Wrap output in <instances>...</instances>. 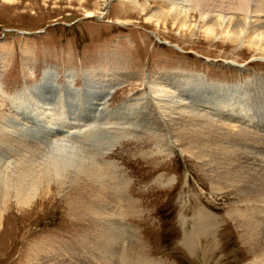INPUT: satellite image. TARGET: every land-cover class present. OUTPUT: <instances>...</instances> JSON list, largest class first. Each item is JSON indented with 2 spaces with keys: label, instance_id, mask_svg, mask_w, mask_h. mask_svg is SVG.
Returning a JSON list of instances; mask_svg holds the SVG:
<instances>
[{
  "label": "rangeland",
  "instance_id": "374dc122",
  "mask_svg": "<svg viewBox=\"0 0 264 264\" xmlns=\"http://www.w3.org/2000/svg\"><path fill=\"white\" fill-rule=\"evenodd\" d=\"M159 1L0 0V144H43L32 165L26 155L0 154L9 192L0 264H264V172L254 169L256 152L245 151L249 167L229 149L244 133L264 151V59L244 36L234 41L219 27L205 34L194 0H166L193 12L186 28L145 22ZM218 1L220 21L237 16L225 10L233 1ZM248 1L252 9L258 0ZM214 3L203 11L219 13ZM44 72L51 79L34 101ZM175 74L206 84L176 100L171 111L182 126L167 120L146 85ZM115 76L124 83L109 113L84 104L86 84ZM43 129L60 133L47 140ZM63 140L74 152L61 158L50 144ZM18 190L27 193L21 206Z\"/></svg>",
  "mask_w": 264,
  "mask_h": 264
},
{
  "label": "bare ground",
  "instance_id": "6f19581e",
  "mask_svg": "<svg viewBox=\"0 0 264 264\" xmlns=\"http://www.w3.org/2000/svg\"><path fill=\"white\" fill-rule=\"evenodd\" d=\"M156 1H158V0H156ZM191 1H193V0H191ZM215 1H216V3H214V4H218L219 5V6L216 5L217 6V9H219L218 10L219 13H214L216 10L215 11L214 10H212V11H207L206 10L207 12L206 11H203V9H205L204 7H207L206 9H208V5L211 4V2L213 3ZM229 1H231V2L233 1V6H234V4H236L235 5V8H231L232 6L231 7H225V10L227 8H230L233 11L237 10V16L236 17H232V19H231V17H227V20L225 19L223 21H220V16H218V15H220V12L222 11L221 10L222 9V3H223L222 1H218V0H194L193 1L194 3H196L195 5L201 4V6H203L202 9L199 8L200 11L197 12V13H199L198 16L200 15V18L202 19L201 27L203 28V32L205 34H209V33L210 34H213L216 31V29L219 27L218 29H220L219 31L222 32L221 34L223 36H225L227 38H230V39H233L234 41H235V39L238 40L240 37H243L244 36L246 38V44L248 45V47L251 50H253L257 54L258 57H261L260 59H262V58L264 59V0L255 1L253 3L254 5H253L252 9L249 7V1L248 0H229ZM229 1H227V2L228 3H231ZM102 3L100 5V7L97 6V13L96 14H99L100 13L101 6H103ZM172 5H173V7L170 6L168 3H166V0L165 1H159L158 2V5L150 12L149 16L145 19V22L146 21L147 22H150L153 19H155L156 22L165 21L166 19H169L172 22V25H178L179 27L186 28L187 25L190 23V20L193 19L192 18V15H193L192 13L193 12H190L192 15L189 16V14H190L189 11L186 10L183 6H179V4H177L179 6L178 7L175 3H172ZM230 9H228V10H230ZM132 10H133V8H132ZM243 13L244 14L246 13L248 15V17H249V22L248 23L245 22V21H247L245 17H243V16L238 17V14H243ZM92 16H94V14H92L90 12H88V13L85 14V18H90ZM51 75H52L51 73L44 72V74L42 76V79H41V82L42 83L39 86L36 87V90H38L41 85H42L41 86V88H42L45 83H48V80L51 79ZM90 76H91V73L87 74L86 75V78H84V80L88 79ZM116 77L117 76L112 77V80L108 81L107 83H105V81L103 79L98 80L97 77H96L97 82L95 84L93 82H91L90 84L89 83L86 84L84 90L86 91L87 94L85 95V97H83L84 98V104L85 105L88 104L89 106L90 105L91 106H94L95 107V111H101V112H104L105 114L106 113H109L108 111H106L107 110V101H109V97L111 96V94H113L124 83V81H120L119 82V80H117ZM199 77H200V79L202 78L201 76H191L189 74H175V75H170V76L166 75V76L163 77V79H160V80L158 79L157 82H154V80H150V79L147 80L146 85H147V87H148V89L150 91L151 96L155 99V101L158 100L157 106L159 107L161 113L162 112L163 113H165V112L168 113V115L166 117H167V120L170 119V121H169L170 123L171 122L172 123L174 122L172 119H174L173 117L176 116V121L175 122L177 123V125H175V126H182V122H180V119H181L180 116L182 117V115L178 114L180 112H175V111L172 112L171 111V110L175 109L176 100L179 101L178 98H180L183 101V99H185V95H186V97H188V95H189V88L191 87L192 84H194V85L199 84L198 85L199 87L206 88V84L204 85L203 82H201L199 80ZM108 78H110V77H108ZM70 79H71V81H70ZM73 79H74L73 76H70L69 75L68 76V80L70 82H68V83H71V85H73V82H74ZM191 80H192V82H191ZM189 81H190V83H189ZM48 85L49 84L46 85L48 89L55 88L51 84L49 86ZM67 87H70V86L68 85ZM41 88H40L39 91H37L39 94L35 92L36 95L34 96V101L35 100L36 101L37 100L40 101L41 96H42V98L44 97V93L41 95V92H43V91H41ZM79 92H77V93H79ZM60 97H61V95H60ZM85 99H86V101H85ZM180 103H183V102L180 101ZM37 108H40V107L37 106ZM109 115H112V114H109ZM132 122L134 124H136L134 120ZM209 122H211V121H207V122H204V123L208 124ZM8 124H6V125H8ZM19 126H20V124H19ZM54 126H56V125H54ZM87 126L90 127V125H88V124H87ZM186 126H187V124H186ZM8 127H9V125H8ZM187 127L190 128V125L187 126ZM26 129H27V127H26ZM2 131H4V130H2ZM43 131H41V133H42L41 135H43L44 136L43 138L44 139H47V140L50 139V138H52L53 136L54 137H57V134L60 133L56 129L55 131H51L50 132L51 135H52L51 136L50 134H46L44 129H43ZM79 131L82 132V130H79ZM32 136L33 135H31V134L28 133L25 136L23 135V138L30 139V138H33ZM40 138H41V136H40ZM111 139L113 140V137ZM119 139L120 138L116 137L114 139L115 141L113 143H111L108 147H106V149H104L105 153H106V151L110 150L111 148H114L113 146L119 141ZM236 139H237V141L235 143H232V147H231V144L229 145L230 146L229 149H231V148L234 147L235 150L239 153L238 154L239 155L238 158L240 157V159H243L249 165V167H250V162H249L250 161V156H248L245 151L246 150H250L251 152H256L257 153L256 156L255 157L254 156L251 157V160L253 161V163H257V165H256V167L254 169L260 168V170L262 169L263 172H264V151L259 149V148H262L263 149V147H260V146H262V143L259 140L257 141V139L254 138L253 136L251 137V135H247V134H244V133H240L239 138H236ZM3 142H5V141H3ZM8 142H10V141H8ZM8 142L0 144V154L8 153V155H11L12 154L13 156H19V157H24L26 155V160H28L30 162L33 161L32 160L33 157L35 158L36 155H37V157H38V155H40V152L37 150V148L43 146V144H41L40 141L39 142L37 141L38 143H40V144H38V143H35L32 140L30 142H28L30 144H27V145H22V144L18 143L16 140L13 142L12 139H11V142L12 143H8ZM13 143H15L17 145V146L15 145L16 148H12V144ZM33 145H36V146H33ZM47 145L48 144L46 143V146ZM50 146H51L53 152L55 154H57V156H60V157L61 156L64 157V155L70 154V153H65L66 150H71V151L74 150L73 149V146H70V144H69V142L67 140H63L61 143H54V142H52V144H50ZM57 160L58 159L55 157V159H53L51 161V163L53 162V164H54L53 166L54 167H55V164L58 163ZM42 161H44V159H42ZM79 161H77V163ZM69 163H71V162H69ZM31 165H32V162H31ZM66 165H68V164H66ZM47 167H48L47 169H49L50 166H47ZM64 168L65 167H63V169ZM67 168H65V169H67ZM47 169H46V171L43 169L44 170L43 172H46V173H43L42 172L43 173L42 175H43V177H45L46 180H48L49 177H50V176H48V174L49 175L51 174V172H48ZM52 169L54 170V175H55L56 174V169L55 168H52ZM63 169H61V170L62 171H65ZM87 169H88V167H87ZM34 171H36V170H34ZM30 172H28V173H30ZM39 175H41V174H39ZM254 175H255V173H254ZM254 178H256V177H254ZM257 180H259V179H257ZM50 181H51V178H50ZM49 183H45V184H47V186H49ZM99 188H101V187L99 186ZM31 189H33V188H31ZM18 191H21V190H18ZM31 191H33V190H31ZM102 191H103V189H102ZM8 193H9L8 192V189L4 186L3 182L0 181V211L2 210L1 208L4 207V209H5V207L8 206L7 204H6V206H4V204L7 202V197L9 195ZM26 195H27L26 191H23V190L21 192L17 193V195L15 197V200L17 202H15V204L21 206V204H22L21 202H25V200L23 199V197L26 198ZM203 218H205V217H203ZM210 219H211V217H210ZM1 222H2V219H1V216H0V223ZM200 222H201L200 227L203 230L206 221H205V219H202L201 218ZM207 228H209V227H207ZM116 229L118 230V228H116ZM199 235H200V232H199ZM185 241H188L189 242V238L187 237V239ZM188 244H190V243H188ZM185 245L187 246V243L186 242H185Z\"/></svg>",
  "mask_w": 264,
  "mask_h": 264
}]
</instances>
